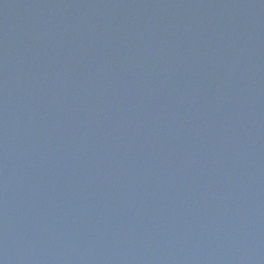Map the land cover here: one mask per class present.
Listing matches in <instances>:
<instances>
[{
    "label": "water",
    "instance_id": "obj_1",
    "mask_svg": "<svg viewBox=\"0 0 264 264\" xmlns=\"http://www.w3.org/2000/svg\"><path fill=\"white\" fill-rule=\"evenodd\" d=\"M0 264H264V0H0Z\"/></svg>",
    "mask_w": 264,
    "mask_h": 264
}]
</instances>
